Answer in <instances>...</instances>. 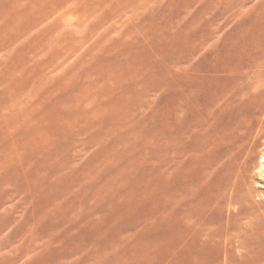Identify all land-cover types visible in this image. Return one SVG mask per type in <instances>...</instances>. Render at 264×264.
Listing matches in <instances>:
<instances>
[{"label":"rangeland","instance_id":"obj_1","mask_svg":"<svg viewBox=\"0 0 264 264\" xmlns=\"http://www.w3.org/2000/svg\"><path fill=\"white\" fill-rule=\"evenodd\" d=\"M230 2L0 0V264H264V195L209 240L170 208L171 77Z\"/></svg>","mask_w":264,"mask_h":264},{"label":"bare ground","instance_id":"obj_2","mask_svg":"<svg viewBox=\"0 0 264 264\" xmlns=\"http://www.w3.org/2000/svg\"><path fill=\"white\" fill-rule=\"evenodd\" d=\"M227 8L219 11L227 49L196 52L170 85V208L180 203L178 217H196L182 229L185 237L206 240L217 235L203 233L210 212L224 216L227 209L223 225L230 228L251 210L253 197L264 195L253 182L264 163V0H231Z\"/></svg>","mask_w":264,"mask_h":264}]
</instances>
